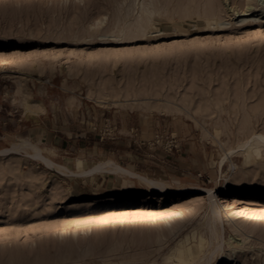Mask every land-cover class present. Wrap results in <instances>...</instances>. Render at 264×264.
Here are the masks:
<instances>
[{
  "label": "rangeland",
  "instance_id": "rangeland-1",
  "mask_svg": "<svg viewBox=\"0 0 264 264\" xmlns=\"http://www.w3.org/2000/svg\"><path fill=\"white\" fill-rule=\"evenodd\" d=\"M245 4L0 0V264H264Z\"/></svg>",
  "mask_w": 264,
  "mask_h": 264
},
{
  "label": "bare ground",
  "instance_id": "bare-ground-1",
  "mask_svg": "<svg viewBox=\"0 0 264 264\" xmlns=\"http://www.w3.org/2000/svg\"><path fill=\"white\" fill-rule=\"evenodd\" d=\"M247 4V5H246ZM246 4H245V7H246V9L245 10H243V11H238L236 8H232V6H230L231 7V9H230V7H229V9L232 11V16H234V18L236 17V19H238V18H241V20H239L238 22H240L241 24H249L250 22H252V21H255L257 18H262V19H264V0H246ZM229 6V5H228ZM225 7H227V5L225 6ZM258 7H260V8H258ZM218 8V7H217ZM229 9H228V11H229ZM218 9H216V11H217ZM227 10V9H226ZM230 11V12H231ZM256 12H259V14H254V13H256ZM146 13H148L147 11H146ZM151 15H152V13H148L147 14V17L150 19L151 18ZM261 15H263L262 17H260ZM204 17V16H203ZM257 17V18H256ZM206 18H210V17H206ZM233 18V19H234ZM221 24L222 25H224V26H226V25H228V24H230V22H228V21H221ZM214 25V24H213ZM252 139V138H251ZM254 139H255V143L254 144H251V143H248V141L246 142L247 144H246V146H247V150L249 151V152H251V153H253V154H256V155H260V152H261V147L264 145V135H262V134H258V135H255L254 136ZM245 145V144H244ZM25 147V146H24ZM36 147V146H35ZM20 150V148H19V146H17V145H15V146H13V147H11V148H5V149H1L0 150V154H8V153H11V152H16V151H19ZM34 158H40V159H43L44 161H46L47 162V164L48 165H52L53 163L51 162V161H49V160H46L42 155H41V153H40V150H39V148L38 147H36V150H35V154H33L32 155ZM107 163V162H106ZM102 167V166H101ZM101 167L100 166H98V167H96V168H94V169H91L90 171H84V172H82V173H84V174H88V173H92V172H94V171H96V170H99V169H101ZM116 168V167H115ZM103 169V168H102ZM149 181V180H148ZM150 182H153L154 184H156L157 182H154V181H150ZM155 187V186H154ZM158 187V189L161 191V194L163 195V194H165L166 193V191H167V188L165 187V186H163V185H158L157 186ZM157 189V188H156ZM178 190V189H177ZM176 193H183V191L182 190H178V191H176ZM167 194V193H166ZM110 196V195H109ZM112 197V196H111ZM86 199V198H85ZM112 198H109L108 200H111ZM74 203H77V202H74ZM78 205L79 204H73L72 206H70V208H69V211L70 212H74V211H76L79 207H78ZM105 206L107 205V204H104ZM103 205V206H104ZM100 206H101V204H100ZM214 211V210H213ZM214 223V222H213ZM212 225V224H211ZM210 226V225H209ZM217 227V226H216ZM213 227H211V229H212ZM215 229V228H214ZM213 230V229H212ZM211 230V231H212ZM216 230V229H215ZM215 232V231H214ZM213 233V232H212ZM216 233V232H215ZM212 236V235H211ZM203 237V236H202ZM204 239V238H203ZM185 247V246H184ZM193 248V247H192ZM215 253V252H214ZM194 254V253H193ZM213 254V253H212ZM233 254H229L228 253V255H226V262H225V264H228L229 262H231L232 260H234L233 259V256H232ZM200 257V256H199ZM224 257V256H223ZM222 257V258H223ZM199 260V259H198ZM182 261H185V262H190L191 261V258H189V257H185V259H183ZM196 262V261H195ZM224 263V262H223ZM197 264V263H196ZM205 264V263H204Z\"/></svg>",
  "mask_w": 264,
  "mask_h": 264
}]
</instances>
